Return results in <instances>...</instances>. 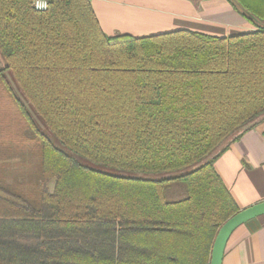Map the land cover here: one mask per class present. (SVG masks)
<instances>
[{
  "label": "trees",
  "instance_id": "trees-1",
  "mask_svg": "<svg viewBox=\"0 0 264 264\" xmlns=\"http://www.w3.org/2000/svg\"><path fill=\"white\" fill-rule=\"evenodd\" d=\"M32 1L0 0L40 169L0 184V264H209L239 212L214 162L264 117V26L109 37L90 0ZM235 3L264 22V0Z\"/></svg>",
  "mask_w": 264,
  "mask_h": 264
},
{
  "label": "crops",
  "instance_id": "crops-1",
  "mask_svg": "<svg viewBox=\"0 0 264 264\" xmlns=\"http://www.w3.org/2000/svg\"><path fill=\"white\" fill-rule=\"evenodd\" d=\"M235 2L90 0V5L101 31L109 37L142 38L190 31L226 38L264 26ZM214 169L239 211L264 201V117L229 145L214 162ZM221 264H264V215L248 220L230 234Z\"/></svg>",
  "mask_w": 264,
  "mask_h": 264
},
{
  "label": "rangeland",
  "instance_id": "rangeland-1",
  "mask_svg": "<svg viewBox=\"0 0 264 264\" xmlns=\"http://www.w3.org/2000/svg\"><path fill=\"white\" fill-rule=\"evenodd\" d=\"M0 76L5 79L0 77V184L17 188L20 183L32 186L36 182L34 187H37L39 145L28 132L31 129L29 122L17 102L22 97L13 84L10 72L4 70ZM82 163L91 165L88 161ZM48 186L51 189L53 182Z\"/></svg>",
  "mask_w": 264,
  "mask_h": 264
},
{
  "label": "water",
  "instance_id": "water-1",
  "mask_svg": "<svg viewBox=\"0 0 264 264\" xmlns=\"http://www.w3.org/2000/svg\"><path fill=\"white\" fill-rule=\"evenodd\" d=\"M261 215H264V201L240 210L224 222L213 242L209 264H221L224 247L230 234L241 224Z\"/></svg>",
  "mask_w": 264,
  "mask_h": 264
},
{
  "label": "built area",
  "instance_id": "built-area-1",
  "mask_svg": "<svg viewBox=\"0 0 264 264\" xmlns=\"http://www.w3.org/2000/svg\"><path fill=\"white\" fill-rule=\"evenodd\" d=\"M51 0H33L32 7L35 11H45Z\"/></svg>",
  "mask_w": 264,
  "mask_h": 264
}]
</instances>
